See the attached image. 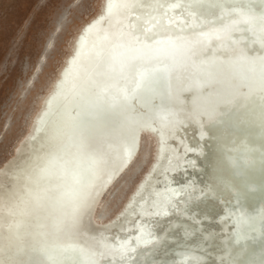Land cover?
Segmentation results:
<instances>
[{
  "label": "bare ground",
  "instance_id": "obj_1",
  "mask_svg": "<svg viewBox=\"0 0 264 264\" xmlns=\"http://www.w3.org/2000/svg\"><path fill=\"white\" fill-rule=\"evenodd\" d=\"M107 2L99 0L72 33L26 128L0 162V264H52L64 254V264H214L218 236L205 235L218 227L219 215L227 217L228 234L242 208H264V162L258 176L251 173L261 184L257 193L230 206L227 189L240 186L229 167L232 150L262 148L264 137L251 124L236 125L243 113L209 122L249 100L255 106L247 115L260 119L264 2L110 0V12ZM59 29L58 23L46 40L35 74ZM153 55L154 62L146 57ZM143 137L152 142L150 159L108 211L110 194L143 161ZM124 148L133 158L103 179L90 207H77L79 190L99 182L95 166H110ZM152 194L170 202L146 207ZM255 227L247 222L241 232ZM232 250L236 264L264 258V242L237 258L240 249Z\"/></svg>",
  "mask_w": 264,
  "mask_h": 264
},
{
  "label": "rangeland",
  "instance_id": "obj_2",
  "mask_svg": "<svg viewBox=\"0 0 264 264\" xmlns=\"http://www.w3.org/2000/svg\"><path fill=\"white\" fill-rule=\"evenodd\" d=\"M98 2L0 0V162L26 128L31 110L68 49L70 36L82 20L94 12ZM58 23L60 29L35 74L34 66ZM151 145V139L143 137V161L138 169L129 170L119 191L110 194L108 211L120 203L149 161Z\"/></svg>",
  "mask_w": 264,
  "mask_h": 264
},
{
  "label": "water",
  "instance_id": "obj_3",
  "mask_svg": "<svg viewBox=\"0 0 264 264\" xmlns=\"http://www.w3.org/2000/svg\"><path fill=\"white\" fill-rule=\"evenodd\" d=\"M199 1H201V0H199ZM108 39H110V38H108ZM104 41H106V40H104ZM109 43H108V45H109ZM146 57L149 61H153V62L158 59V58L154 57V55L153 56H146ZM150 57H152V58H150ZM260 103H262L264 105V99L261 100ZM254 106H255L254 100H249L245 105L242 106L241 111H239L240 109H232L230 111H226V112L224 111L222 113L220 112L219 114L216 115V117L211 119V121H209V122H215L216 124H220L222 122L221 120L224 119V117L225 118L229 117V118L233 119V117L235 115H238V114L241 115V113H243L241 115L242 118H240L238 120L239 122L236 123V125L237 126H239V125L247 126V125L251 124L258 129V138H259V136L264 137V120L262 119L263 118L262 116L264 115V109L262 111V114H261L259 120L255 119V117H253V116L249 117L247 115L250 111H252V109H254ZM236 113H238V114H236ZM244 113H246V114H244ZM233 122L235 123V121H233ZM215 123H213V124H215ZM161 125L164 126V124H161ZM221 125H223V124H221ZM219 127H222V126H219ZM236 128H238V127H236ZM239 128H241V127L239 126ZM112 145H115V144H112ZM106 146H107V144H106ZM263 149H264V146L262 148H260V146H251V147L250 146H247V147L246 146H239V147L234 148L232 150V155H231V157L229 156V159H230L229 167L232 171V174L234 176H236L237 178H239L240 186H239L237 192L231 187H230L231 189L229 187L227 188L228 191H230V193H232L231 194L232 199L229 203L230 206L232 204H237V202L240 203V201L243 202V200H242V199H244L243 195H245V194L253 195L259 191L261 184L259 182H257L256 180H254L255 179L254 177H251V173L253 176H255V175L258 176L256 174V171L258 170V167L260 166V164L262 162H264V150ZM124 150H125V153H122V151L114 153V155H118L120 153H122V155L114 158V160L112 161V164L110 166H100V165L95 166L96 171L93 173L97 172V174L99 175V176H97V178L98 177L100 178L98 180L99 182H97L95 184H90V185L86 186L85 188H82V190H79V192L81 191V194H80L81 200L79 202L77 197H76L77 207H79V204H81V203H82V205H84L85 208L90 207L89 205L92 203L91 200H93V198L95 197V194H96L98 188L103 183V179L105 177L109 178L111 176L112 172L116 169V166L119 165L121 163V161H124L123 159H126V161H128L131 158H133V156L135 155V154L131 155L133 152L129 153V152H127V149H125V148H124ZM128 150L129 151L131 150L130 146H129ZM227 150H230V149L227 148ZM259 155H261V158L259 157ZM170 156L171 155H169V157ZM95 177L96 176H94V178ZM163 180L167 181V177H164ZM156 196L157 195L152 194V198L150 200V203L146 207L149 206V207H152V209L158 210V209H162V205H164L166 202H170L169 198L168 199L162 198L165 201L162 204H160L159 199ZM188 201H190V200H188ZM188 201L186 203H182L183 208H185V206H187L190 203ZM254 209H255V211H248L245 213L244 209L242 208V213H238L237 217L236 216L232 217L230 219L232 228L228 234L226 233V229L224 228L225 224H223V220L227 217L224 215H222L224 219L221 218L222 217L221 215H219L218 218L216 217L217 218L216 219V227L218 225V227L222 226V228L218 229V227H217L216 228L217 230L215 228L209 229V232L207 231V233L205 235L206 236L205 239H209L212 237L213 234L217 233L216 235L218 236V243L220 245L218 248L221 251H220V253L216 254L214 256V258L209 257L210 263H212V261H213L214 264H234L235 261L233 262L232 260H230L231 257L234 256V252L232 249H234V248L240 249V251H238L235 254V258H237L243 253V251H248L247 247L249 246V244H251V243L252 244L259 243L260 244V243L264 242V238H263V236H264V233H263V231H264V208L263 207H260V208L256 207ZM78 210L76 211L77 213H78ZM142 212L144 213V216H146L147 213L143 210H142ZM251 221H254L255 226H256L255 228H257L259 226V229L256 231H252V229H250L247 232L242 233L241 227H243L247 222H251ZM64 222H66V221H64ZM137 228H139V230H142L141 232H144L143 226H137ZM58 230L54 231V233L57 234ZM72 232L73 231H71V233ZM203 234L201 233L200 236ZM198 239H196L197 242L195 243V245L199 246V249H202L201 248V246L203 245V243H201L202 239H200V237H198ZM137 244H141V243L136 242L135 245H137ZM72 253H74V252L69 251L70 255H72ZM135 254H133L131 257H134ZM65 256L66 255L64 254L63 256L55 259L54 262H52V264H64L63 262L66 258ZM198 258L200 259L201 256H198ZM204 258L205 257H202L201 260L203 261ZM206 260H207V257H206ZM207 261H206V263H207ZM195 263H197V262H195ZM184 264H188V263H184ZM257 264H264V258H261V261Z\"/></svg>",
  "mask_w": 264,
  "mask_h": 264
},
{
  "label": "snow or ice",
  "instance_id": "obj_4",
  "mask_svg": "<svg viewBox=\"0 0 264 264\" xmlns=\"http://www.w3.org/2000/svg\"><path fill=\"white\" fill-rule=\"evenodd\" d=\"M262 2H264V0H262ZM105 8H106V10L108 11V12H110L111 11V8H112V4H111V2H110V0H109V2H107L106 4H105ZM103 17H100L99 19H102ZM261 21L262 22H264V14H262L261 15ZM95 23V22H94ZM94 23L93 24H90L89 26H88V28H86L85 29V31H88L91 27H93L94 26ZM228 29H227V27L225 28V31H227ZM83 36H81V38H80V43L82 44L83 43ZM70 63H75V60H73V61H71ZM261 63H262V65H264V58H262L261 59ZM65 76H67V72H65ZM127 244V241H125L123 244H121L120 245V247H121V249L122 250H125V245ZM87 264H95V261L94 260H88L87 261Z\"/></svg>",
  "mask_w": 264,
  "mask_h": 264
}]
</instances>
